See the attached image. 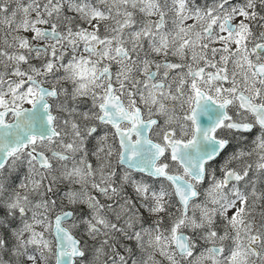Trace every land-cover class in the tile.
Listing matches in <instances>:
<instances>
[{"label":"snow or ice","instance_id":"snow-or-ice-1","mask_svg":"<svg viewBox=\"0 0 264 264\" xmlns=\"http://www.w3.org/2000/svg\"><path fill=\"white\" fill-rule=\"evenodd\" d=\"M0 264H264V0H0Z\"/></svg>","mask_w":264,"mask_h":264}]
</instances>
